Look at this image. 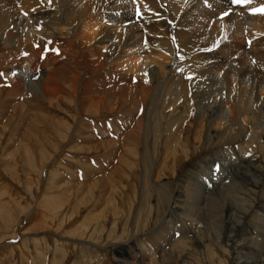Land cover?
<instances>
[{
  "label": "rangeland",
  "instance_id": "374dc122",
  "mask_svg": "<svg viewBox=\"0 0 264 264\" xmlns=\"http://www.w3.org/2000/svg\"><path fill=\"white\" fill-rule=\"evenodd\" d=\"M130 1L133 10L140 12L138 17L133 19L134 22L141 23V15L146 16L147 12L150 11L149 7L152 6L155 0H148V2L147 0ZM157 1L155 2L159 3L158 5L163 3L162 0ZM242 1L243 9L246 10L247 8V11L242 13L241 16L248 17V23L253 19L260 20L258 24H260V27H264V24L261 25V23H264L262 21L264 11L260 10L264 9L262 0ZM56 2L60 6L65 5L61 0H51V2L50 0H0V8L3 11H0V14L6 13L7 15L9 13L11 17L6 26L5 34L3 35L5 24L2 25L3 29L0 31V102L2 100L11 102L10 106L3 111L0 109V112L2 111L0 114V264H42V262H44L43 264H110V262L111 264H121V262H129L132 257L130 249L133 248L134 252L138 251L141 244L150 236V232L157 229L161 214L167 212L168 209H163L160 205L164 200L165 191L176 194L177 186L175 183L178 181L181 185L179 190L181 193L178 196L181 200L186 201L192 181L203 179L204 182L209 172L217 176L218 181L209 184L205 179L207 195L202 196L203 207L201 206V209L198 207L200 210L198 209L197 212L193 211V214H197V218L202 219V221L195 219L191 221L193 217L185 215L187 213L185 206L183 207L184 204H177V211H169L166 221L171 220L179 227L181 226V233H184V238L188 239L185 241L180 232L168 235L167 241L164 242L160 250L161 255H164L161 264H264V184H261L264 182V92L263 94L261 92V79L264 74L262 73L264 72V42L260 39V36L264 35V29L260 30L262 34L257 37L258 39L252 41L253 36L251 38L247 37L249 35L247 31H251L252 34L257 31L249 27L248 29L246 26L241 27L233 18L227 20L228 22L225 21L226 19L224 20L226 24H231L227 25L231 34L225 36L226 38H218L217 31L201 25H197L198 27H196L197 29L194 28L195 30L192 27L190 28L191 34H193L191 38L193 40L198 39V43H202L203 38H205V44L207 45H211L213 39L218 40L216 42L219 45L218 47L221 46L222 42H224L223 44L231 42L229 52L231 50L234 52V45L239 43L243 45L242 49L239 50L241 52L247 51L252 44H254V48H258V51L256 50L257 55H245L244 57L247 58L242 59L240 64L242 67L251 69V73L254 72L253 76L247 77L249 84L251 83L250 87H252H249V91L253 94L248 95L249 92L246 91L247 94L243 97L245 98L243 103L246 102V106L242 103L245 108L248 106L246 108L248 113L241 114L244 110L237 106L236 114L231 119L224 115L223 109L227 108L230 99L235 98L233 96L236 92V95L244 92L240 86H237L238 90L237 88H231L230 92L226 90L225 92L218 91L217 86L208 89L211 80H214L211 78L207 82V84L209 83L208 87L204 86V89H198L199 92L196 94L198 99L196 98L195 101L192 88L199 82L201 76L196 75L198 74L196 70H194L195 74L191 72L193 71L191 69H184V65L176 69V63L173 67L175 72L171 73L172 69L171 72L170 69H167V75L163 77L155 78L156 76H152L153 82H155V79L158 80L155 88L152 89L153 91H150V93L153 92L150 94L153 99L152 104L133 106L130 103H124V99L127 100L128 98L124 91L128 93L132 84H139V78L135 75L134 69L137 68L135 66L138 60L142 62V55L144 54L148 63L152 61L154 63H150L157 64V66L166 57H161L159 61V54L161 53L155 52L152 54L155 49L153 45L150 56L155 57L154 54H157V59L156 57L154 59L160 64L155 63L156 60L153 61V58L150 59L148 55L152 44L150 41L154 40L153 37L150 38L154 34L149 35L148 33L151 31L153 33L154 28L144 22L139 24L138 31L141 40L138 42L142 45H139L138 49L141 52L136 57L137 59L129 55L126 58V55H121L122 53L117 56V58L120 57V61L115 58V61L110 62L106 56H104L105 59L103 57L95 58L96 61H102L105 64L106 69L104 68V70L106 72L103 70L104 73L95 72L92 74L87 70L86 59L80 56L79 47L77 46L76 49L72 45L75 39V36H73L75 31L67 30V33L71 32L72 34L62 38L53 35L51 32L49 33V31L38 29L37 26L50 20L48 17L52 15V11L53 14L60 15L61 11L54 8V6H57ZM52 4L55 5L52 6ZM60 6H57V8ZM236 7H233V9H236ZM141 9L142 11H140ZM237 10L241 9L237 7ZM227 12L229 13V11ZM98 18L103 25V16ZM167 18L170 25L172 18L170 12H168ZM235 22H237V25ZM122 23L125 25L126 21ZM230 27L236 28H232V32ZM74 28L76 29L75 35H77L82 29V24H76L75 22ZM235 29L240 30L239 32L236 31L238 37L236 32L234 33ZM82 31L80 32L81 35ZM212 31L213 33H211ZM246 32L247 34H245ZM243 34H245L244 37H242ZM144 35H146L145 42ZM171 39L172 41L175 40L173 37ZM219 41H222L221 44ZM146 43L150 44L149 47L145 46L147 50L142 47ZM226 44L223 45V47L225 46L223 51L228 48ZM214 47L213 50L217 52L219 59L227 58L225 59L227 64H232V61L234 63L237 52L234 53L231 59L229 58L230 55L225 57L228 51L223 53L219 50L220 48L216 49ZM121 58L127 60H123L124 63H122ZM125 62H128V64L126 65ZM28 67L36 68L38 72H41L32 76L35 80L32 79L30 82L39 80L46 70L53 68L69 70V73H66L67 76L64 75L63 82L79 76L78 80L81 82L91 79L96 87L109 91L106 94V101L101 107L96 103L92 106L77 107L75 103H72L73 105L69 104L74 100L70 94H63L65 103H61V105L58 104L57 96L53 99L49 97L43 99L38 95H34L33 90L29 91V89L19 95H16L15 91L3 94V87H9L13 81L19 80L22 69ZM101 75L105 77L102 82L98 81ZM68 76L70 79L67 78ZM254 78H259L258 83L252 80ZM23 80L28 82L27 78H23ZM168 83H170L169 88L167 87ZM182 83H185L186 87H184L186 89H183ZM233 92L235 93L233 94ZM187 98L188 100H186ZM116 102L117 105H114ZM199 102L202 106L208 107L210 105L208 110L199 107ZM24 106L25 108H23ZM3 113L4 115H2ZM202 114H205V116ZM246 114L247 118H245ZM145 117L150 118L145 120ZM8 118L13 119H10L12 123ZM207 118L208 120L217 119L215 124L217 128H212L210 139H208L207 126L202 129L204 120L208 121ZM141 121L143 122L142 126ZM48 122H51L52 125ZM188 123L190 128L187 126ZM137 124L141 126L140 128L137 127V130L140 131L139 134L142 136L138 134L141 138L139 144L132 143L128 146L131 155L128 154L129 167L126 171V181H123L125 189L116 188L107 193H102L101 186L94 184V181L89 182L88 177L83 178V168H85V165L97 166L98 162L104 160L105 151L92 150V152L83 153L85 150L83 152L79 150L81 145L82 147L91 148V146L115 140L117 150H121V146L125 143L126 131L137 126ZM30 125L35 129L37 128V131L43 135L29 130ZM19 128L20 130L16 133L15 131ZM13 133L15 135H12ZM23 136L30 137H26V141L22 139ZM30 139L38 140L36 143V145H39L38 150L30 146ZM95 142L96 144H94ZM184 142L186 148L183 147L184 144L182 143ZM22 143L27 149H22L18 153L15 152L17 150L14 149ZM10 146L12 149L8 150ZM52 173L60 175L65 182L71 183V185H63L61 188L54 187L55 181L51 175ZM81 183L84 185L81 187L84 189L81 190L82 194L78 190L79 185H77ZM90 183H93L94 187ZM85 189L87 190L85 191ZM142 193L147 199H150L147 201L148 206L150 205L153 209H156L158 204L160 212L158 217H154L153 212H150L151 215L149 214L148 218L149 228L146 231H136L135 237L137 238L130 242L132 239L129 235H132V232L134 233L132 228H135L137 224V222H135L136 224L132 223L136 211L135 206ZM81 195L83 198H81ZM208 206L211 207L208 208ZM91 215L92 217L99 216V219L95 220L93 218L87 223ZM218 215L220 216L218 217ZM189 218L191 219L189 220ZM104 222L107 231H101L100 229ZM95 223H101L99 229H97ZM123 224L127 225V233L125 231L120 233L119 236H117L118 233H112L113 230H119V225ZM130 224L133 226H130ZM82 225L83 227H81ZM46 226H48V229L45 228ZM224 226L226 229H224ZM140 227L142 228V225ZM207 233L210 234L211 238ZM212 233L219 238L217 240L212 238ZM127 239H129V243ZM12 240H15V244L11 242ZM182 240L185 241V244L181 243ZM115 241L121 242V244H113ZM125 241L127 243L123 244ZM222 246L227 247V255L223 256L219 253L220 257H223L219 259L216 248ZM88 247L98 252L96 256L99 259L90 260L85 258L84 260L82 258L87 253ZM225 257L227 258L225 259ZM141 261V257L136 260V262Z\"/></svg>",
  "mask_w": 264,
  "mask_h": 264
},
{
  "label": "bare ground",
  "instance_id": "6f19581e",
  "mask_svg": "<svg viewBox=\"0 0 264 264\" xmlns=\"http://www.w3.org/2000/svg\"><path fill=\"white\" fill-rule=\"evenodd\" d=\"M9 1V0H8ZM47 1V0H44ZM157 1V0H155ZM152 4L151 7H149V12H147L146 16H143V14L141 15V23L144 22L148 25H151L154 28V31L152 33L151 32H146L150 35V34H154L153 36H151L150 38L153 37V41L151 44V50L149 49L148 51V55L150 57V59L153 58V61H155L157 59L156 55L154 54L156 59H154L155 57L151 55V51H152V47L154 46V52H159L162 54H159V61L161 59V57L163 58V56H166L165 59H163L158 63V61L155 63L160 64L159 66H157V64H154L156 66H154L153 64H151L149 61V63L145 60L144 54L142 55V62L141 60H138V62L136 63V70L134 69L135 75L138 76L139 78V84L136 85H131L130 86V91L127 93L124 91V94H127V100L124 99V103H130L133 106L139 105H145L147 106V104H152L153 103V99L151 97L150 94H152L153 92L150 93V91H153L152 89L155 88V85L157 84V79H155V82H153L152 76L155 78H160V76H165L166 74V70L170 69L169 71L171 72H175L173 67L174 64H177L176 69L181 65H184V69L186 70H193L191 72H194V70H196V72L198 71V74H196V72H194L196 75H199V77L201 76V80L199 79V82L197 84H195V86L192 88L193 92V96L194 99L196 101V94L198 91V89H204V86H207V82L209 79L213 78L214 80H211V84L209 85L208 89L212 86H217L219 88L218 91H231L232 89H236L237 86H240L241 90H243L244 92H240L239 94L236 95L235 92H233V94L235 93V95L233 97H235L234 99L232 98V100L230 99V103L227 105V108L223 109L224 115H226L227 117H230L231 119L235 116L236 114V109L238 107H240L241 110H244L243 112H241V114L244 112L248 113L246 111V107L245 108V104L244 96H246L245 94L246 91L249 92L248 95L253 94L249 91V81H248V76H253V73H251V69L246 68V67H242L241 61L242 59H245L247 57H244L245 55L247 56V54L249 56L252 55H257L258 52H256V50L258 49L257 47L254 48V44H252V46H250L248 48L247 51H239L242 49V46L240 43L238 45H234V52H229V50L231 49L230 43L225 42L226 46L228 47L226 50L224 51H228L227 55H230L229 58H231L234 53L237 52V58L234 59V63L232 61V64H227L225 61V59L227 58H220L219 56H217V52H214L213 50V46H215L214 48L221 50L223 53V44L224 42H222L221 46L218 47L219 45H217L218 43H216L217 41L215 39L211 40L212 44L211 45H207L205 44V38H203L202 43H198L199 40H193L191 38V27L192 29H197L196 27H198L197 25H201L203 27H208L210 30H214L217 31V33L219 34L218 38H226L225 36H227L228 34H231L230 31H228V27L225 21L227 20H232V18L237 21L241 27L246 26L247 28H251L252 30L257 31L256 33L252 34L251 31H247L249 32L247 37L253 36L252 41H256L259 35H261L262 33L260 32V30H263L264 27H260V20H251L250 23H248L249 18L248 17H242L241 14L245 13L247 11L243 9V1L241 0V2H237V0H162V4L158 5L157 2H155ZM258 1V0H257ZM34 2V1H33ZM51 2V0H50ZM60 2V1H58ZM61 2H64L65 5L64 6H60L58 5V3L56 2L57 6H60L57 8V6H54L55 4H52V6H54L55 9H58L61 11L60 15H55L53 14L52 11V15H50L48 18H50V20L47 23H41L43 25H39L37 26L38 29L40 31H49V33L51 32L53 35L55 36H61L62 38L65 36H70L72 33H67L66 31L70 29V31H75L76 29L74 28V23L76 22V24L81 23L82 24V35H81V31L75 35V32L73 34V36H75V39L72 43V45H74L77 49V46L80 49V56L84 57V59H86V64H87V70L89 72H91L92 74H94L95 72H103L104 70V66L105 64L102 61H96V59L101 58L104 56H106L110 61L113 62L115 61V58L118 59V61H120V57L117 58V56L119 54L121 55H127L129 56H133L134 58H136L138 56V54L141 52H139V45L140 42H138L139 40H141V35L139 34V24H141L140 22L135 23L133 19H135L136 17H138V13H140L139 11H134L133 10V5L131 3L130 0H61ZM148 2V0H147ZM145 2V3H147ZM153 2V1H152ZM249 2V1H248ZM6 3V2H5ZM35 3V2H34ZM55 3V2H54ZM156 3V4H155ZM262 3H264V0H262ZM261 3V4H262ZM60 4V3H59ZM63 4V3H62ZM135 4V3H134ZM260 4V2H259ZM36 5V4H35ZM150 5V4H149ZM148 5V6H149ZM218 6V7H217ZM237 6L238 8H240L241 10H237L233 9V7ZM48 7V6H47ZM142 7V6H141ZM140 8V7H139ZM29 10V9H28ZM137 10V9H136ZM0 11L1 8H0ZM44 11V10H43ZM48 11V10H45ZM51 11V10H49ZM122 13H121V12ZM142 11V9L140 10ZM144 11V10H143ZM147 11V10H145ZM229 11V13L227 12ZM3 12V11H2ZM6 12V11H5ZM121 14H120V13ZM168 12H170L171 15V21H170V25H169V21L167 18ZM120 15H119V14ZM11 14V13H10ZM223 14V16H221ZM103 16L102 21H103V25L102 22L99 20V16ZM221 16V17H220ZM226 19V20H225ZM11 20V17L9 16V13L6 15L5 14H0V31L3 29L2 25L5 24L4 29H3V35L5 34L6 31V26L8 24V21ZM225 20V21H224ZM262 20V19H261ZM126 24L124 25L122 22H125ZM128 21V22H127ZM222 21H224L222 23ZM264 21V19L262 20ZM221 22V23H220ZM228 22V21H227ZM234 23V21H232ZM231 22V23H232ZM235 22V24L237 23ZM101 24V25H100ZM264 23H261V25ZM80 25V24H79ZM174 27H173V26ZM229 25H231L229 23ZM228 25V26H229ZM233 25V24H232ZM237 25V24H236ZM55 26V27H54ZM57 26V27H56ZM78 26V25H77ZM150 26V27H151ZM190 26V27H189ZM36 27V28H37ZM67 27V29H66ZM141 27V26H140ZM151 27V28H152ZM245 27V28H246ZM231 28V27H230ZM232 28H236V27H232ZM231 28V29H232ZM244 28V29H245ZM248 28V29H249ZM194 29V30H195ZM203 29V28H202ZM250 29V30H251ZM153 30V29H152ZM242 30V29H241ZM247 30V29H245ZM32 31V30H31ZM238 31V30H234V33ZM240 31V30H239ZM238 31V32H239ZM34 32V31H32ZM31 32V33H32ZM193 32V31H192ZM233 32V29H232ZM247 32L245 34H247ZM263 32V31H262ZM144 33V32H143ZM213 33V31L211 32ZM216 33V32H214ZM145 34V33H144ZM237 34V32H236ZM241 34V33H240ZM242 35V37H244V35ZM22 35V33H21ZM147 35V34H146ZM143 37V39L145 38V36ZM209 35V34H208ZM217 35V34H216ZM148 36V35H147ZM196 36V35H195ZM215 36V35H214ZM230 36V35H229ZM174 38L175 40L172 41L171 38ZM216 37V36H215ZM238 37V34H237ZM246 37V36H245ZM246 37V38H247ZM261 41L264 42V35L260 36ZM58 38V37H57ZM56 38V39H57ZM149 39V37H147ZM55 39V38H54ZM60 39V38H59ZM58 39V40H59ZM228 39H230L228 37ZM237 39V38H236ZM244 39V38H243ZM71 40V39H70ZM219 40H223V39H219ZM231 40V39H230ZM238 40H240L238 38ZM65 41V40H64ZM146 41V39H144V42ZM201 41V40H200ZM245 42V40H243ZM148 42V41H147ZM173 42H175L173 44ZM241 42V41H240ZM144 44V43H143ZM150 44L148 45L146 43V45L142 46H150ZM153 45V46H152ZM205 46V47H203ZM244 48V47H243ZM143 49V48H140ZM178 52H176L177 50ZM262 49V48H261ZM145 50L146 47H145ZM264 50V49H263ZM220 51V52H221ZM258 51V50H257ZM147 52V51H145ZM264 52V51H263ZM77 53V52H76ZM226 53V52H225ZM245 53V54H244ZM244 54V55H243ZM120 55V56H121ZM243 55V56H242ZM261 55V54H260ZM158 56V55H157ZM259 56V55H258ZM257 56V57H258ZM96 58V59H95ZM125 58V57H124ZM141 58V56H140ZM228 58V59H229ZM250 58V57H249ZM105 59V58H104ZM122 59V58H121ZM137 59V58H136ZM135 59V60H136ZM149 59V58H148ZM232 59V58H231ZM230 59V60H231ZM74 60V59H73ZM83 60V59H82ZM125 59H122V63H124ZM127 60V59H126ZM125 60V61H126ZM253 60V59H252ZM80 61V60H79ZM130 61V58H129ZM107 62V61H106ZM80 63V62H79ZM118 63V62H117ZM154 63V62H152ZM253 63V62H252ZM120 64V63H119ZM125 64L127 65L128 62H125ZM123 64V65H125ZM134 64V63H133ZM113 65V64H112ZM135 65V64H134ZM243 65V64H242ZM133 66V65H132ZM257 66V65H256ZM83 67V66H82ZM123 67V66H121ZM129 67V66H128ZM258 67V66H257ZM84 68V67H83ZM131 68V67H130ZM106 69V68H105ZM113 69V68H111ZM127 69V68H126ZM125 69V70H126ZM122 71V70H121ZM127 71V70H126ZM133 71V70H132ZM22 74L19 75V80H15L13 81L12 85L9 87H6L2 89V93L6 94L7 92H14L16 93V95L21 94V93H25V91L27 89L33 90L34 95H38L40 97H42L43 99H46V97L49 98H55L56 96L58 104L61 105V103H65L64 99V95L63 94H70L73 96L74 100H72L71 102H69V104L71 105L72 103H75L77 107H83L84 106H92L94 105V103H96L97 105H99L101 107V105H104L105 101H106V94H108V90L103 89V88H98L96 87L92 82V80H87L85 81H80L78 80V78L80 77H75L71 80H66V82H63L64 79V75H66V73H69V70H65V69H59V68H53V69H49L46 70L44 72V74L42 75V77H40L39 80L34 81L35 79L32 76H35L38 73L36 70V68H23L22 69ZM75 72V71H74ZM104 72H106L104 70ZM103 72V73H104ZM124 72V71H123ZM133 72V73H134ZM189 72V71H188ZM211 72V73H210ZM125 73V72H124ZM127 73V72H126ZM183 73V72H182ZM181 73V74H182ZM264 73V72H262ZM90 74V73H89ZM169 74V73H168ZM26 75V76H25ZM174 75V74H173ZM259 75V74H258ZM67 76V75H66ZM72 76V74H71ZM76 76V75H75ZM261 76V75H260ZM190 77V76H189ZM197 77V76H196ZM195 77V78H196ZM23 78H27L28 82L23 80ZM69 78V76L67 77ZM105 77L103 75H101L99 77L100 82L103 81ZM181 78V77H180ZM32 79H34L32 82H30ZM70 79V78H69ZM170 79V78H169ZM257 78L252 79L255 83H258V79L255 80ZM86 80V79H85ZM138 80V79H137ZM164 80V79H163ZM171 80V79H170ZM181 80V79H180ZM179 80V81H180ZM11 81V80H10ZM174 81V80H173ZM198 81V80H197ZM137 82V83H138ZM183 82V81H182ZM188 82V81H187ZM97 83V82H96ZM162 83V82H161ZM164 83V82H163ZM162 83V84H163ZM181 83V82H180ZM192 83V82H191ZM128 84V83H126ZM183 85V89H186V85H184L185 83H182ZM193 84V83H192ZM204 84V85H203ZM29 85V86H27ZM172 85V84H171ZM174 85V84H173ZM176 86V85H175ZM185 86V87H184ZM167 87H170V83H168ZM123 88V87H122ZM172 88V87H171ZM175 88V87H174ZM252 88V87H250ZM258 88V87H257ZM207 89V88H206ZM207 89V90H208ZM197 90V91H196ZM238 90V88H237ZM234 90V91H237ZM255 90V88H254ZM259 91V89H258ZM1 92V91H0ZM5 92V93H4ZM170 92V91H169ZM256 92V91H255ZM261 92L263 94L264 92V74L262 76L261 79ZM122 93V92H121ZM164 93V92H163ZM184 93V92H183ZM188 93V92H187ZM260 93V92H259ZM174 94V93H173ZM189 94V93H188ZM232 94V95H233ZM261 94V95H262ZM186 95V94H185ZM184 95V96H185ZM213 95V94H212ZM224 95V94H223ZM230 95V96H232ZM264 95V94H263ZM262 95V96H263ZM6 96V95H5ZM163 96V95H162ZM161 96V97H162ZM192 96V95H191ZM198 96V95H197ZM237 96V97H236ZM186 97H188L186 95ZM199 97V96H198ZM248 97V96H247ZM246 97V98H247ZM154 98V97H153ZM189 98V97H188ZM188 98L186 100H188ZM193 98V97H192ZM227 98V97H224ZM231 98V97H229ZM250 98V97H248ZM264 98V97H263ZM167 99V98H166ZM198 99V98H197ZM228 99V98H227ZM257 99V98H256ZM185 100V101H186ZM264 100V99H263ZM202 101V100H201ZM246 101V100H245ZM189 102V101H188ZM191 102V101H190ZM206 102V101H205ZM210 102V101H209ZM216 102V101H215ZM203 103V102H201ZM242 103L245 105L243 106ZM248 103V102H247ZM255 103V101H254ZM11 104V102H9V100L6 101H1L0 102V109L3 111L5 108L9 107ZM21 104V103H20ZM67 104V105H69ZM204 104V103H203ZM213 104V103H212ZM253 104V103H252ZM57 105V104H56ZM73 105V104H72ZM114 105H117V102L114 103ZM159 105V104H158ZM218 105V104H217ZM223 105V104H222ZM221 105V106H222ZM259 105V104H258ZM19 106V105H18ZM96 106V105H95ZM170 106V105H169ZM199 107H204L207 108L206 110H208V107L206 106H202V104H200L199 102ZM238 106V107H237ZM250 106V105H249ZM264 106V105H263ZM20 107V106H19ZM94 107V106H93ZM132 107V106H131ZM195 107V106H194ZM218 107V106H217ZM237 107V108H236ZM25 108V106L23 107ZM74 108V107H73ZM196 108V107H195ZM212 108V107H211ZM68 109V108H67ZM80 109V108H79ZM83 109V108H82ZM199 109V108H198ZM262 109V108H261ZM88 110V109H87ZM149 110V109H148ZM190 110V109H189ZM192 110V109H191ZM200 110V109H199ZM210 110V109H209ZM2 111L0 112V114L2 113ZM71 112V110H69ZM95 111V110H94ZM170 111V110H169ZM89 112V111H88ZM87 112V113H88ZM155 112V111H154ZM195 112V111H194ZM204 112V110H203ZM202 112V113H203ZM208 112V111H207ZM206 112V113H207ZM36 113V112H35ZM132 113V112H131ZM38 114V113H37ZM42 114V113H41ZM146 114V113H145ZM194 114V113H193ZM209 114V113H208ZM4 115V113L2 114ZM144 115V114H143ZM205 116V114H202ZM222 115V114H221ZM1 116V115H0ZM203 116V117H204ZM209 116V115H208ZM220 116V115H219ZM247 114L245 115V118ZM195 117V116H194ZM202 117V118H203ZM221 117V116H220ZM219 117V118H220ZM37 118V117H36ZM35 118V119H36ZM40 118V117H39ZM150 118V117H148ZM147 117H145V120L148 119ZM183 118V117H182ZM209 118V117H208ZM208 118L206 120H208ZM225 118V117H224ZM239 118V116H238ZM12 119V118H10ZM9 118L8 120L11 121ZM43 119V118H42ZM213 119V118H212ZM208 120L205 121L204 120V124L202 126V129L205 128L207 126V131H208V139H210V135L211 131L216 127V120ZM13 120V119H12ZM15 120V119H14ZM20 120V118H19ZM34 120V119H32ZM150 120V119H149ZM155 120V119H154ZM183 120V119H182ZM48 121V120H46ZM231 121V120H230ZM35 122V121H34ZM37 122V121H36ZM146 122V121H145ZM153 122V120H152ZM156 122V120H155ZM224 122V121H223ZM7 123V122H6ZM12 123V121L10 122ZM52 125L51 122H48ZM118 123V122H117ZM142 121H141V126H142ZM32 124V123H31ZM34 124V123H33ZM120 124V123H118ZM10 125V124H9ZM189 125V123L187 124V126ZM16 126V125H14ZM140 125L137 124V126H134L132 129L127 130L126 134H125V138H124V144L123 146H121V150H117V142L115 140H110L107 141L105 143H100L99 145L96 146H91V148H87V147H82L81 145V150L83 152V150H85L83 153L85 152H92L93 151H105V155H104V160L101 162H98V165L96 166H89V165H85L84 172H83V178L84 177H88V181L89 182H93L94 184H96L97 186H101V191L102 193H107L109 191H112L113 189H119V188H124L123 186V181H126V171L128 170L129 167V163L127 161L128 159V154L131 155L129 153V145L130 144H139V140L141 138H139V130H137V127L140 128ZM219 126V125H218ZM9 127V126H7ZM12 127V125H11ZM151 127L153 128V126L151 125ZM190 128V126H188ZM215 127V128H214ZM6 128V127H5ZM13 128V127H12ZM213 128V129H212ZM19 129H17L15 132L17 133V131H19ZM29 130L32 131H37V128L35 129L32 125L29 126ZM142 130V129H140ZM172 130V129H171ZM189 131V129H187ZM186 130V131H187ZM23 131V130H22ZM25 131V130H24ZM203 131V130H202ZM12 132V131H11ZM143 132V131H141ZM191 132V131H190ZM199 132V131H198ZM20 133V132H19ZM39 133V132H38ZM203 133V132H202ZM28 134V132H27ZM35 134V133H34ZM41 134V133H39ZM38 134V135H39ZM139 134V135H138ZM145 134V133H144ZM185 134V133H184ZM183 134V135H184ZM12 135H15V133H13ZM25 135V134H24ZM43 135V134H41ZM187 135V134H186ZM200 135V133H199ZM22 136V135H21ZM31 136V135H30ZM30 136H23L24 140L27 141L26 137H30ZM142 136V135H141ZM16 137V136H14ZM187 137V136H186ZM184 138V137H183ZM12 140V139H11ZM31 140V145L34 149L38 150L39 145L37 143V141L35 139H30ZM48 140V139H47ZM73 140V139H72ZM71 140V141H72ZM25 141V142H26ZM23 142V141H22ZM23 142V143H25ZM146 142V141H145ZM23 143L20 145H18L14 150H17L15 152H19L22 149H27L25 145H23ZM27 143V142H26ZM74 144V143H73ZM96 144V142L94 143ZM141 144V143H140ZM184 144L183 147H185V142L182 143ZM181 144V145H182ZM147 145V144H146ZM175 145V144H174ZM179 145V144H178ZM170 146V145H169ZM90 147V146H89ZM145 148L147 146H144ZM10 148L12 149V147H8V150H10ZM57 148V147H56ZM87 148V149H86ZM163 148V147H162ZM178 148H180V146H178ZM186 148V147H185ZM30 149V148H29ZM78 149V148H77ZM120 149V148H119ZM158 149V148H157ZM165 149V148H164ZM172 149V148H171ZM13 151V150H12ZM25 151V150H24ZM23 151V152H24ZM56 151V150H55ZM160 151V150H159ZM178 151V149H177ZM22 152V151H21ZM36 152V151H35ZM22 154V153H21ZM42 154V153H40ZM172 154V153H171ZM23 155V154H22ZM148 155V154H147ZM119 156V157H118ZM6 157V156H5ZM40 157V155H39ZM181 158V157H180ZM117 159V161L115 162V160ZM13 162V161H12ZM10 163V162H9ZM131 172V171H129ZM159 174V173H157ZM207 174V173H206ZM53 176V179L55 181V186L54 187H62L63 185H67L70 186L71 183L65 182V180L60 176V175H55V174H51ZM42 176V175H41ZM143 177V176H142ZM262 178V177H261ZM206 181L209 184L215 183L218 181V177L213 175L212 172H209L206 177H205ZM204 179L202 180H194L192 181L191 185L189 186L190 189L188 191V195L186 196V201L181 200L180 196H178L181 192H179V190L181 189V185H179L178 181L175 183L177 186V192L176 194H170L169 192L165 191V194L163 195V201L161 202V208H166L168 209L167 212H164L161 214L160 220H159V224L156 230H153L152 232H150V236L147 238L146 241H144L140 248H138V251L134 252L133 248L130 249V251L132 252V257L130 258L129 262H121V264H161V262L163 261L164 255H161V249L163 247L164 242H166L167 240V236L172 234V233H181V226L179 227L175 222H172L171 220L166 221L167 215L169 214L170 210H175L176 209V205H183V207L185 206V210L186 213L185 215H189L191 218H189V220L191 219V221L194 219L197 221H202V219H198L197 218V214H193V211L197 212V210L202 206V196H205L204 194L207 195V191L205 189L206 186V181ZM85 180V179H84ZM132 180V179H131ZM67 181V180H66ZM87 181V182H88ZM262 181V180H261ZM130 182V180H129ZM125 183V182H124ZM133 183V182H132ZM86 184V183H85ZM93 186V183H90ZM134 184V183H133ZM132 184V186H133ZM261 184H264V182H262ZM41 185V184H40ZM79 185V191L81 193V190L83 188L84 185L83 183L81 184H77ZM117 185V186H116ZM143 185V184H142ZM66 186V188H67ZM127 186V185H126ZM229 186V185H228ZM94 187V186H93ZM129 187V185H128ZM131 187V186H130ZM188 187V186H187ZM97 188V187H96ZM112 188V189H111ZM142 188V186H141ZM222 188V187H221ZM72 189V188H71ZM89 189V188H88ZM93 189V188H92ZM98 189V188H97ZM123 189V190H124ZM187 189V190H188ZM223 189V188H222ZM67 190V189H66ZM84 190V189H83ZM87 189H85L86 191ZM94 190V189H93ZM166 190V188H165ZM120 191V190H119ZM146 191V190H145ZM149 191V190H148ZM216 191V190H215ZM221 191V190H220ZM99 192V191H98ZM97 192V193H98ZM126 192V191H125ZM162 193V192H161ZM234 193V192H233ZM45 194V193H44ZM82 194V193H81ZM92 194V193H91ZM209 194V193H208ZM226 194V193H225ZM79 196V194H78ZM82 196V195H81ZM93 196V195H92ZM109 196H111V194H109ZM148 196V195H147ZM159 196V195H158ZM228 196V195H225ZM162 197V196H161ZM160 197V198H161ZM221 197V196H220ZM231 197V196H230ZM229 197V198H230ZM83 198V196L81 197ZM235 198V197H234ZM149 199V198H148ZM147 197L144 196V194L142 193V195L138 198V203L136 204V211L134 212V219L132 220V223L137 222V224L135 225V228H132V231H134V233L132 232V235L130 234L129 236H131L130 238L132 239L133 242L137 237H135V232L136 231H146L147 228H149V214L151 215L150 212H153L154 217H158L159 216V212H160V207L157 204L156 205V209H153L152 206H148L147 201H148ZM207 199V198H206ZM209 199V198H208ZM112 200V199H111ZM150 200V199H149ZM82 201V200H81ZM207 201V200H206ZM212 201V200H210ZM111 202V201H110ZM205 202V201H204ZM211 203V202H210ZM237 203V202H236ZM99 204V203H96ZM109 205V204H108ZM85 206V205H84ZM83 206V207H84ZM87 206V205H86ZM187 206V207H186ZM213 206V205H212ZM82 207V208H83ZM168 207V208H167ZM199 207V208H198ZM203 207V206H202ZM201 207V208H202ZM211 207V206H210ZM208 206V208H210ZM200 208V209H201ZM199 209V210H200ZM76 210V209H75ZM78 210V209H77ZM91 210V209H90ZM162 210V209H161ZM76 212V211H75ZM163 212V211H162ZM207 212V211H206ZM205 212V214H207ZM221 212V211H220ZM166 213V214H165ZM199 213V211H198ZM210 213V211H209ZM217 213V212H216ZM215 213V214H216ZM219 214V213H217ZM216 214V215H217ZM221 214V213H220ZM118 215V214H117ZM165 215V216H164ZM213 215V214H212ZM215 215V216H216ZM220 215H218L219 217ZM89 217V216H88ZM123 217V216H122ZM188 217V216H187ZM210 217V215H209ZM222 217V216H221ZM226 217V216H225ZM93 218H95V220H97V218L99 219V216L97 217H92V215L88 218V221H91ZM153 218V217H152ZM151 218V219H152ZM167 218V219H166ZM216 218V217H214ZM229 218V217H228ZM126 219V218H125ZM207 219V218H206ZM218 219V218H217ZM222 219V218H221ZM72 220V219H70ZM73 221V220H72ZM190 221V222H191ZM217 221V220H216ZM220 221V220H219ZM65 222V221H64ZM128 222V221H127ZM74 223V222H73ZM193 223V222H192ZM211 223V222H210ZM70 224V222H69ZM86 224V223H85ZM84 224V225H85ZM97 224V229H99V224L101 223H95ZM203 224V222H202ZM132 224H130L131 226ZM142 225V228L140 227ZM194 225V224H193ZM208 225V224H207ZM213 225V224H212ZM221 225V223H220ZM234 225V224H233ZM45 226V225H44ZM67 226V225H66ZM87 226V225H86ZM106 224L104 222V225L102 224V227L100 228L101 231L106 230L105 228ZM133 226V225H132ZM205 226V225H204ZM216 226V225H215ZM232 226V225H231ZM36 227V226H35ZM41 228L43 227L40 226ZM83 227V225L81 226ZM80 227V228H81ZM85 227V226H84ZM127 225H119V230H113L112 233L117 234V236L120 235V233H123L126 231L127 233V229H126ZM214 227V226H213ZM225 227V226H224ZM233 227V226H232ZM46 229H48V226L45 227ZM66 228V227H65ZM206 228V227H204ZM216 228V227H215ZM230 228V227H229ZM96 229V230H97ZM213 229V228H211ZM222 229V228H221ZM220 229V230H221ZM226 229V227L224 228ZM228 229V228H227ZM87 230V229H86ZM94 230V229H93ZM231 230V229H230ZM208 231V230H207ZM210 231V230H209ZM216 231V229H215ZM214 231V232H215ZM234 231V230H233ZM97 232V231H96ZM221 232V231H220ZM53 233V232H52ZM84 233V232H82ZM93 233V232H91ZM95 233V232H94ZM206 233V232H205ZM90 234V233H89ZM139 234V233H136ZM144 234V233H143ZM146 234V232H145ZM184 234V233H183ZM181 233V237H183V239L186 241L188 238H184V235ZM204 234V233H202ZM213 234V233H212ZM219 234V233H218ZM68 235V234H67ZM83 235V234H82ZM207 235L210 234L207 233ZM62 236V235H61ZM180 236V235H179ZM205 236V234L203 235ZM170 237V236H169ZM186 237V236H185ZM206 237V236H205ZM97 238V237H96ZM122 238V237H120ZM129 238V239H130ZM212 238L214 239H218L219 237H217V235L213 234ZM229 238V237H228ZM98 239V238H97ZM127 239V241L129 240ZM182 239V238H181ZM213 239V240H214ZM227 239V238H226ZM83 240V239H82ZM182 240L181 243L185 244V241ZM215 240V242H216ZM228 240V239H227ZM169 241V240H168ZM181 241V240H180ZM138 242V241H137ZM219 242V241H218ZM258 242V241H257ZM85 243V242H84ZM115 243H120L121 242H114ZM127 243L126 241L123 242ZM129 243V241H128ZM169 243V242H167ZM256 243V242H255ZM170 244V243H169ZM171 246V245H170ZM243 246V245H242ZM97 247V246H96ZM174 247V246H173ZM177 247V246H176ZM261 247V245H260ZM227 248V247H226ZM225 246L222 247H218L216 248V250H218L217 254L219 255L222 254L223 256L227 255V251H226ZM243 248V247H242ZM88 251L87 253L82 257L84 260L85 258L90 259V260H94V259H99V257H97V253L96 251H93L92 249H90L89 247L87 248ZM167 249V248H166ZM165 250V249H164ZM212 250V249H211ZM234 250V249H233ZM259 250V249H258ZM175 251V250H174ZM60 253V252H59ZM174 254V253H173ZM142 259L141 262H136V260L138 258ZM174 257V255H173ZM212 257V255H211ZM223 258L220 257L219 255V259ZM227 257H225L226 259ZM232 259V258H231ZM83 260V261H84ZM171 260V259H170ZM124 261V260H123ZM222 261V260H221ZM228 261V260H227ZM259 261V260H258ZM42 262V261H41ZM44 262H42L43 264ZM231 263V262H230ZM243 263V262H242ZM247 263V262H245ZM25 264V263H24ZM83 264V263H81ZM88 264V263H87ZM111 264V262H110ZM120 264V263H119ZM168 264V263H167Z\"/></svg>",
  "mask_w": 264,
  "mask_h": 264
},
{
  "label": "snow or ice",
  "instance_id": "6c2138e0",
  "mask_svg": "<svg viewBox=\"0 0 264 264\" xmlns=\"http://www.w3.org/2000/svg\"><path fill=\"white\" fill-rule=\"evenodd\" d=\"M237 2H241V0H237ZM261 11H264V9H260Z\"/></svg>",
  "mask_w": 264,
  "mask_h": 264
},
{
  "label": "crops",
  "instance_id": "0c3cea01",
  "mask_svg": "<svg viewBox=\"0 0 264 264\" xmlns=\"http://www.w3.org/2000/svg\"><path fill=\"white\" fill-rule=\"evenodd\" d=\"M11 242H12L13 244H15V240H12ZM11 242H10V243H11ZM16 242H17V241H16Z\"/></svg>",
  "mask_w": 264,
  "mask_h": 264
}]
</instances>
